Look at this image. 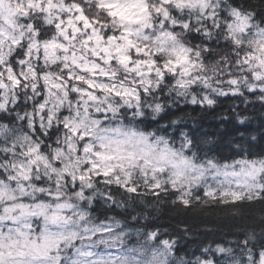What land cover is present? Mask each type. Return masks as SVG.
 Instances as JSON below:
<instances>
[{"label":"clouds","instance_id":"1","mask_svg":"<svg viewBox=\"0 0 264 264\" xmlns=\"http://www.w3.org/2000/svg\"><path fill=\"white\" fill-rule=\"evenodd\" d=\"M240 161H264V0H0V264H264Z\"/></svg>","mask_w":264,"mask_h":264},{"label":"trees","instance_id":"2","mask_svg":"<svg viewBox=\"0 0 264 264\" xmlns=\"http://www.w3.org/2000/svg\"><path fill=\"white\" fill-rule=\"evenodd\" d=\"M227 103L228 101L227 99H225L224 101L225 108L227 107ZM202 127H203L204 132L209 133V134H214V136H220L224 140H228L229 137H231L236 132L237 126L233 124H227V125L221 126L217 123L215 119L206 118L202 122ZM209 143H211V141H209ZM225 146L226 145H221V150H223V147ZM157 194H160V193H158L157 191ZM160 222L166 225L172 224L173 226H175L176 224L186 223V222H191L195 225V224H199L201 220L199 218H188V217H185L179 214H175V215L168 214L165 217H163ZM143 223H147V221H142V224ZM186 243H187V238L185 239L184 244H178V247H183L186 245Z\"/></svg>","mask_w":264,"mask_h":264},{"label":"snow or ice","instance_id":"3","mask_svg":"<svg viewBox=\"0 0 264 264\" xmlns=\"http://www.w3.org/2000/svg\"><path fill=\"white\" fill-rule=\"evenodd\" d=\"M232 83H235L234 81ZM211 102V101H209ZM97 155H100L99 153ZM185 163H188L187 161H185ZM241 165H244L246 167H242L240 173H232V175H245V176H255L256 174L260 173V172H264V161H260L259 163L256 161H240L239 162ZM227 167V165L225 166ZM160 185L159 184H154L152 185V188L155 189H159ZM130 191H136L135 187H132L129 189ZM255 193L258 194H251L249 195V199H260L262 197H264V187H257L255 188ZM209 195H211V193H208ZM233 200H239L242 198L240 193H234L233 194ZM182 203L185 205H188L190 203L189 200L184 199L183 197L180 198ZM63 207V206H60ZM59 213H54L53 216L51 217V219L55 222V220L59 219Z\"/></svg>","mask_w":264,"mask_h":264}]
</instances>
